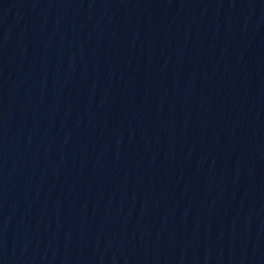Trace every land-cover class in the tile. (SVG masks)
<instances>
[{
	"label": "water",
	"instance_id": "95a60500",
	"mask_svg": "<svg viewBox=\"0 0 264 264\" xmlns=\"http://www.w3.org/2000/svg\"><path fill=\"white\" fill-rule=\"evenodd\" d=\"M0 264H264V0H0Z\"/></svg>",
	"mask_w": 264,
	"mask_h": 264
}]
</instances>
